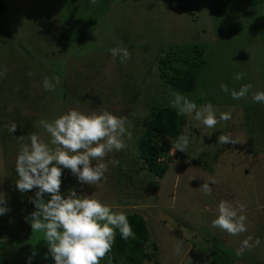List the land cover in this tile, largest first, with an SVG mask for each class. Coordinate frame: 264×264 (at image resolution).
Returning <instances> with one entry per match:
<instances>
[{"label":"rangeland","instance_id":"obj_1","mask_svg":"<svg viewBox=\"0 0 264 264\" xmlns=\"http://www.w3.org/2000/svg\"><path fill=\"white\" fill-rule=\"evenodd\" d=\"M51 1L54 8L47 0H5L6 11L0 13V72L6 69L0 76V193L10 209L0 215V264H54L44 233L32 231L25 219L36 210L30 198L37 189L21 193L15 188L19 136L28 142L36 133L50 143L39 121L69 109L85 114L107 110L135 125L143 120L142 109L137 114L132 106L144 107L143 100L171 104L177 93L197 109L210 102L217 117L231 111L232 119L207 128L195 113L185 115L182 135L189 145L173 155L177 139L166 140L172 149L160 180L146 170L134 172L140 166L139 148L128 127L126 147L105 158L119 162L108 163L106 180L81 185L62 169L61 194L74 188L78 195H95L113 211L141 215L151 258L141 264H264V104L252 100L253 92L264 91V0ZM61 1L78 15H68ZM118 46L131 53L126 62L110 54ZM170 47L180 50L176 60L185 66L199 57L195 94L172 91L158 77V63ZM237 73L243 78L236 80ZM44 77H59L61 83L46 91ZM76 81L85 89L80 94L71 88ZM221 84L236 91L251 84L252 89L237 100ZM11 123L18 125L14 133L8 131ZM221 134L239 143L220 144ZM210 180L215 183L206 195L200 186ZM222 200L245 205L239 215L246 217V231L232 235L212 226ZM244 241L249 247L237 256Z\"/></svg>","mask_w":264,"mask_h":264},{"label":"clouds","instance_id":"obj_2","mask_svg":"<svg viewBox=\"0 0 264 264\" xmlns=\"http://www.w3.org/2000/svg\"><path fill=\"white\" fill-rule=\"evenodd\" d=\"M92 3L95 4L96 0H92ZM109 51L113 57L120 56L122 63L131 57L125 47L118 46ZM5 74L6 69L0 72V76ZM243 76L244 73H237L235 79L240 80ZM60 83L59 77L51 80L44 77L42 86L46 91H55ZM220 88L238 100L249 93L252 85H242L239 91L229 90L225 84H221ZM252 100L264 104V91L253 92ZM171 104L178 109L179 115L191 116L195 113V119L207 128H215L221 121L232 119L231 111L221 112L217 117V110L210 102L197 109L194 102L179 93L175 94ZM39 125L50 135V143H46L36 133L27 138L28 142H24V136L18 137L21 143L15 160L18 177L15 188L21 193L37 189L34 198H30L36 210L25 218L26 222L30 223L32 231L44 233L47 255L51 256L54 264H100L112 249L116 230L127 240L134 238L132 226L125 212L113 211L112 206L102 203L93 194L78 195L74 188L61 194L62 169L70 170L81 185L93 186L106 180L108 163L119 162H105V158L109 153L126 147L124 137H131L128 131L130 122L127 117H118L107 110L85 114L69 109L51 121L41 119ZM17 127L16 123H11L8 131L14 133ZM217 139L223 145L239 143L224 134ZM188 145V136H179L172 149L173 155L176 151L185 152ZM211 183L215 181L210 180L200 186L206 195L211 194ZM45 194L50 196L47 201L44 199ZM6 204L4 194L0 193V215L10 211ZM244 208L243 204L234 207L228 201H220L217 206L218 215L212 221V226L232 235L246 231V217L239 215ZM180 247L178 243L177 252ZM246 247H249L248 241H244L236 255H242ZM35 255L33 251L28 257L29 262Z\"/></svg>","mask_w":264,"mask_h":264},{"label":"trees","instance_id":"obj_3","mask_svg":"<svg viewBox=\"0 0 264 264\" xmlns=\"http://www.w3.org/2000/svg\"><path fill=\"white\" fill-rule=\"evenodd\" d=\"M47 1L50 8H54V5H51L53 1ZM73 1L74 0H72V2ZM90 1L91 0H89V2ZM58 5L62 9L67 8V13L71 17L78 15V13L75 12V7L70 3H63L61 1ZM89 8H91V6H89ZM5 11V0H0V13L4 14ZM79 17L82 20L83 17L81 15ZM76 30L80 31V29ZM68 37H70V35L65 36V38L63 37L62 41L65 42V39ZM76 40H78V38ZM178 51L180 50L171 47L163 51V55L158 63V77L162 83L167 84L172 91L175 89L178 92L195 94L197 89V78L193 74V71L198 69L200 66L199 64H201L198 62L199 57L196 56V61L190 59L191 63H189V66H185L176 60ZM198 53H200V51ZM66 85L68 84L66 83ZM81 87V85L77 84V81L71 86L73 92L77 94L85 90ZM66 90L67 87L65 92ZM205 103L203 102V105ZM142 104L144 107H131L132 111L137 114L138 109H142L139 115L143 117V120L141 122L137 121L135 125L130 123V131L135 134V138L137 139L140 157V160L138 159L140 166L137 167L134 172L138 174L142 172V170H146L151 173L152 176L160 180L163 179L169 168V164L166 163L165 160L169 158V151L172 149L166 140H168V138L176 140L182 135L186 124L185 115H179L178 109L172 107L169 102H164V105L160 106L156 102L143 100ZM254 108L260 112L257 107L254 106ZM2 123L3 122H1L0 125H2ZM32 192L33 191L30 193ZM44 198L46 199L45 195ZM127 217L135 234L134 238L130 237L127 240L123 239L117 229L112 249L105 258L101 260L100 264H141L144 260L151 261L149 254L146 252L149 233L144 218L135 213L129 214ZM156 249L157 248L153 245V250L155 251Z\"/></svg>","mask_w":264,"mask_h":264},{"label":"crops","instance_id":"obj_4","mask_svg":"<svg viewBox=\"0 0 264 264\" xmlns=\"http://www.w3.org/2000/svg\"><path fill=\"white\" fill-rule=\"evenodd\" d=\"M206 207H207V206H206ZM7 208H8V206H7ZM9 242L11 243L12 241H11V240H9V241H8V243H9ZM211 255H212V252H211ZM213 259H214V258H213Z\"/></svg>","mask_w":264,"mask_h":264}]
</instances>
